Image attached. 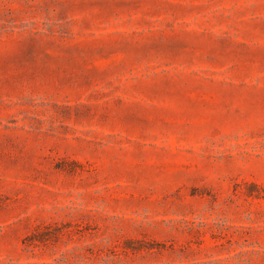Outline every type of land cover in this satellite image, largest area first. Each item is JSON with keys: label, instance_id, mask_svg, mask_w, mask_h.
I'll use <instances>...</instances> for the list:
<instances>
[{"label": "rangeland", "instance_id": "rangeland-1", "mask_svg": "<svg viewBox=\"0 0 264 264\" xmlns=\"http://www.w3.org/2000/svg\"><path fill=\"white\" fill-rule=\"evenodd\" d=\"M0 264H264V0H0Z\"/></svg>", "mask_w": 264, "mask_h": 264}]
</instances>
